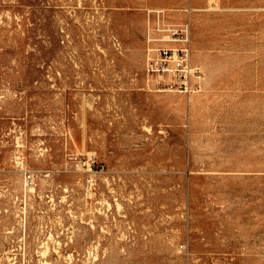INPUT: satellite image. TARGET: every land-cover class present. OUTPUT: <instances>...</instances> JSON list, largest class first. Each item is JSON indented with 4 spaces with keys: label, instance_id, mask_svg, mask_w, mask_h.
Listing matches in <instances>:
<instances>
[{
    "label": "rangeland",
    "instance_id": "374dc122",
    "mask_svg": "<svg viewBox=\"0 0 264 264\" xmlns=\"http://www.w3.org/2000/svg\"><path fill=\"white\" fill-rule=\"evenodd\" d=\"M190 3L0 0V264H264V0Z\"/></svg>",
    "mask_w": 264,
    "mask_h": 264
},
{
    "label": "built area",
    "instance_id": "2783aa9c",
    "mask_svg": "<svg viewBox=\"0 0 264 264\" xmlns=\"http://www.w3.org/2000/svg\"><path fill=\"white\" fill-rule=\"evenodd\" d=\"M172 37L175 47L160 46L147 59L145 71L154 81L159 90H177L188 94L201 89L203 71L195 62L190 26L182 28H164ZM90 170L104 168L98 165L96 159L89 162ZM27 181L32 183L33 177L29 173Z\"/></svg>",
    "mask_w": 264,
    "mask_h": 264
},
{
    "label": "crops",
    "instance_id": "0c3cea01",
    "mask_svg": "<svg viewBox=\"0 0 264 264\" xmlns=\"http://www.w3.org/2000/svg\"><path fill=\"white\" fill-rule=\"evenodd\" d=\"M186 0H175V1H171V0H162V4L158 6V8H162V9H158L156 12L158 13H163V14H168L169 12L167 11H178L180 12L182 9H184V7L181 8V6H183L185 4ZM192 3H194V0H191V3L189 4V6L187 7H191L193 10H191L190 14H193V12H195L196 8H194L192 6ZM176 6V7H179V8H170V6ZM186 8V7H185ZM168 9V10H167ZM182 13V12H181ZM184 14H186V12L184 11ZM192 17V16H191ZM192 18H189V21H187V23H183V21L180 23L181 26H185L186 24H188L190 26V30H191V39H192V29H193V26H192V22L190 23V20ZM185 21V20H184ZM165 25H169V24H165ZM193 41V40H192ZM192 45H193V42H192Z\"/></svg>",
    "mask_w": 264,
    "mask_h": 264
},
{
    "label": "bare ground",
    "instance_id": "6f19581e",
    "mask_svg": "<svg viewBox=\"0 0 264 264\" xmlns=\"http://www.w3.org/2000/svg\"><path fill=\"white\" fill-rule=\"evenodd\" d=\"M167 29H162V31H166ZM165 41L163 42V43H170L172 46H167V47H175V46H177L174 42H173V40H172V37H170V35H167V36H165L164 38H163ZM152 54V53H151ZM150 54V55H151Z\"/></svg>",
    "mask_w": 264,
    "mask_h": 264
}]
</instances>
